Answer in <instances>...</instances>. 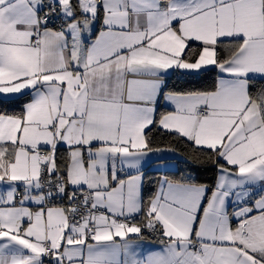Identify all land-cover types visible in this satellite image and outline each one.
Returning a JSON list of instances; mask_svg holds the SVG:
<instances>
[{
    "label": "snow or ice",
    "instance_id": "obj_1",
    "mask_svg": "<svg viewBox=\"0 0 264 264\" xmlns=\"http://www.w3.org/2000/svg\"><path fill=\"white\" fill-rule=\"evenodd\" d=\"M0 264H264V0H0Z\"/></svg>",
    "mask_w": 264,
    "mask_h": 264
}]
</instances>
